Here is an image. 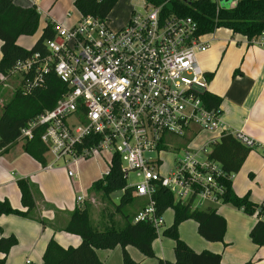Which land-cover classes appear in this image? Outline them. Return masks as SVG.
I'll list each match as a JSON object with an SVG mask.
<instances>
[{
	"label": "built area",
	"instance_id": "2783aa9c",
	"mask_svg": "<svg viewBox=\"0 0 264 264\" xmlns=\"http://www.w3.org/2000/svg\"><path fill=\"white\" fill-rule=\"evenodd\" d=\"M171 1L160 6L144 2L142 11L132 10L129 22L117 30L108 20L92 16L70 27L51 22L55 36L45 42V52L18 61L1 77L3 84L18 79L16 88L25 92L43 87L52 74L66 86L56 106L30 121L19 140L31 141L34 131L41 130L44 169L62 168L74 180L79 176L73 168L80 161L107 154L112 163L116 156L127 189L147 202L134 223L151 222L158 235L164 227L156 211L158 191L192 209L223 204L226 174L210 160L211 149L227 135L251 150L261 146L243 132L230 130L220 108L206 106L210 79L198 55L208 51L209 41L191 17L171 10ZM251 43L264 47V33ZM202 133L212 136L197 149L179 152L166 167L161 154L173 137L185 141ZM164 167L166 174L161 172ZM85 202L82 195L76 198L78 208Z\"/></svg>",
	"mask_w": 264,
	"mask_h": 264
},
{
	"label": "trees",
	"instance_id": "16d2710c",
	"mask_svg": "<svg viewBox=\"0 0 264 264\" xmlns=\"http://www.w3.org/2000/svg\"><path fill=\"white\" fill-rule=\"evenodd\" d=\"M120 0H75L74 6L81 17L92 16L100 20H108ZM147 4L160 6L168 0H145ZM171 10L182 17H191L198 24L200 35L214 34L224 28L239 35L249 42L264 33V0H238L234 8L219 9L211 0H197L185 3L182 0H173ZM40 15L35 7L22 8L14 0H0V77L5 78L13 66L21 60H26L34 53H44V44L55 36L51 23H47L42 35L30 50L18 44V40L25 36H34L39 28ZM3 81H0V93ZM66 92V86L55 76L47 77L41 88L25 92L16 88L9 102L0 116V150H4L17 142L21 131L28 123L45 111L53 109L58 100ZM206 106L209 109L219 108L221 99L214 95H204ZM41 130L34 131L31 141L24 142V151L41 164L46 162V147L40 139ZM251 149L244 147L232 136H223L211 149L209 158L218 163L226 174L223 184L225 193L222 203L242 210L248 216H255L258 221L250 232L251 242L258 248L264 247V202L255 204L250 201L249 194L238 197L232 189L229 176L240 172ZM109 173L92 185V189L100 193L103 198L111 201V195L122 191L119 204L113 205L115 214L123 219L117 223L104 211L102 218L107 219L100 227H96L90 216L87 205L76 208L70 216L64 232L80 237L78 247L62 248L52 237L45 248L42 264H103L98 250L122 249L123 264H139L132 259L128 248H134L146 258H156L153 243L158 239V233L151 222L134 223V218L144 209L146 203L138 207L139 198L132 196L131 189H127V182L121 170L119 159L115 156L109 168ZM21 193L22 207L14 209L7 200L0 201V217L14 215L29 218L36 210L33 196L34 187L26 179L17 181ZM157 214L163 215L167 209L174 212L173 224L163 227L162 235L175 242V262L159 260L160 264H222L221 256L203 252L195 253L186 244L178 233L182 222L192 220L198 225L199 235L208 242H223L226 235L227 223L224 217L218 214L215 207L203 210L192 209L190 204L176 202L173 196L161 190L155 196ZM112 202V201H111ZM113 219V220H112ZM45 227L46 222L40 220ZM14 235L0 237V264H5L11 249L16 246ZM245 264H253L249 261Z\"/></svg>",
	"mask_w": 264,
	"mask_h": 264
},
{
	"label": "crops",
	"instance_id": "0c3cea01",
	"mask_svg": "<svg viewBox=\"0 0 264 264\" xmlns=\"http://www.w3.org/2000/svg\"><path fill=\"white\" fill-rule=\"evenodd\" d=\"M40 1L14 0L19 7H35L37 9L40 21L42 18L45 21L42 29L51 22L70 27L81 18L74 6L75 0H62L64 4L62 9L59 0L54 5H47L46 8L39 7ZM71 7L73 10L75 9L76 13L69 12ZM131 12L132 10L126 23L121 27L129 22ZM229 33L230 39H220L215 34L206 36L210 46L208 51L200 56L201 66L210 79L208 94L221 99L219 108L225 125L232 131L243 132L261 145L251 150L240 172L232 178V189L238 197L249 194L251 202L261 204L264 202V47L252 44L242 36L232 35L230 31ZM235 36L238 37L237 40L234 39ZM22 38L24 37L18 40V44ZM211 136L207 133L200 146ZM43 165L24 151L23 141L18 140L8 148L0 150V201L8 200L13 208H21V193L17 181L26 179L34 187L33 196L36 210L31 217L36 218V213L47 221L46 226L41 227L38 223H34L37 221L14 215L0 217V237L15 235L21 242V245L12 248L6 264H33L31 262L33 257L36 258L37 264H42L45 248L52 237L65 249L76 248L81 243L80 237L64 232V228L67 226L71 214L77 208V204L75 201V206H71V209L68 206L62 207V189L60 188L62 184L58 175L59 172H62V168L45 170ZM77 180L79 181V177ZM85 200V205H87L89 198L85 197ZM142 200L139 199L138 207ZM143 201L147 204L145 200ZM43 203H47L50 209H44ZM214 207L217 212L221 208L231 207L224 209L223 214L218 212L219 215L227 219L225 239L228 236L230 241L184 242L197 254L208 252L220 255L222 264H245L249 261H253V264H264V247L258 248L250 240V232L258 219L255 216H250L247 219L242 210L235 209L231 205L220 204ZM232 208L233 210H231ZM105 211L109 216H113L112 218L116 221L118 214H115L114 210L106 208ZM98 212L100 218L95 221V218L92 217L94 211L90 209V216L96 227H100L108 221L101 219L104 209L98 210ZM231 213L236 215L231 217L233 221L239 222L238 216L244 220L242 224L245 228L241 236L233 234L230 237L229 235L228 217ZM195 224L197 225L196 222ZM156 241H158L159 250L156 249ZM156 241L153 243L155 256L167 262H175V242L166 241L164 243L161 234ZM118 248L120 247L113 250H98L97 255L100 261L103 264H123L122 249ZM135 250L129 247L128 253L133 260L137 261L139 258ZM144 264L157 263L156 261H148Z\"/></svg>",
	"mask_w": 264,
	"mask_h": 264
},
{
	"label": "rangeland",
	"instance_id": "374dc122",
	"mask_svg": "<svg viewBox=\"0 0 264 264\" xmlns=\"http://www.w3.org/2000/svg\"><path fill=\"white\" fill-rule=\"evenodd\" d=\"M56 1L57 0H41L39 2V7L46 8L47 5H49V6L54 5L56 3ZM59 2L61 3V9H62V5H64V4L62 3V0H59ZM144 2H146V1L145 0H120L118 2V4L116 5V7L114 8V10L112 11V13L108 17V20H109L108 22L110 23V24L108 23L109 27L111 29H117V28L121 27L122 25H124L128 19V15H129L130 11L131 10H136L138 12L142 11L141 8H142V5L144 4ZM214 2L217 3L219 6H221L220 0H214ZM69 12H72V14L76 13L75 9L73 10L72 7L70 8ZM42 19L39 23L38 31L34 36H25L24 38H22V40L19 41V45L21 47H23L26 50H30L33 47V45L37 42V40L40 38V36L42 35V32H43L42 27H43L44 22H45ZM214 34L216 37H218L220 39H230L229 31L227 29H224V28L217 30ZM234 39L237 40L238 37L235 36ZM0 47H1V44H0ZM200 56L201 55L199 54L198 60H199L200 66H201L202 60H201ZM0 57H1V51H0ZM201 68H202V66H201ZM1 80H2V78L0 77V81ZM18 85H19L18 79L10 78L7 82H5L3 84V86H1L0 116L2 114L4 105L10 101V99L14 93V90ZM206 136H207V133H202L196 139H194V137H193V138H191L189 140H185V141H184L185 138L173 137L172 141H174V142L172 143V145L171 146L167 145L165 148V151L161 154V157H162L163 161L165 162L166 167H169L171 164H173L174 159L179 156L178 153L182 152L185 148L190 147L191 149H197L198 147H200V143L205 139ZM208 152H209V148H208ZM110 165H111V155H107V154H98L94 158H89V159L80 161L78 167L73 168V170L77 171V173H78L79 181L78 180L76 181L74 179L69 178L67 175V172L62 169V172L58 173L59 181L62 184V185H60V188L62 189V207L68 206L69 209H71L70 208L71 206H75L76 198L79 195H82L86 198H89L87 206L89 207V210L93 209L94 214L92 217L95 218L94 219L95 221H97L100 218V214H99L98 210L104 209V211H105L106 208L109 210H114L113 205L119 204L120 197L123 195L122 191L115 192L114 194L111 195V201H112V203H111L109 200L103 198L100 193H98L92 189V185L95 182L99 181L102 178V175L104 173L109 171ZM166 167H164L161 170V172L163 174H166ZM133 182H134V178L130 177L128 183L131 184ZM42 207L44 209H50V207L47 205V203H43ZM230 208L229 207L221 208V209H219L218 212H219V214L220 213L223 214L224 209H230ZM233 208L231 210H233ZM18 209L23 210V211L25 210L23 207L18 208ZM240 214H243V213L240 212ZM243 215H244V217H247V219H249L248 217H250V216L245 215V214H243ZM4 216H10V215H4ZM35 216H37V217L36 218H34V217H29V218L21 217V218L37 221V222H34V221H32V222L38 223L39 225H41V227H44L41 224L40 219L45 221V222H47V221L44 218H42L39 214L35 213ZM162 216H163V219L165 221V227L166 226L169 227L173 224V210L172 209H167ZM235 216L236 215L231 213V215H229V217H228L230 237H232L233 234H237L238 236H241L243 231H244V228H245L244 224H242L244 222L242 217L238 216L239 222H237L236 220H234V221L232 220L231 217H235ZM18 217H20V216H18ZM101 219H102V216H101ZM225 220H227V219H225ZM122 221H123V219L121 218L120 215H118L116 222L122 223ZM162 231H161L162 241H164V243L166 241L173 243V241L171 239L166 238L162 235ZM178 233H179V237L183 241H205L199 235L197 225L193 221L182 222L179 225ZM6 237H8V236H6ZM14 237L17 240L16 246L21 245V242L17 238V236L14 235ZM223 241H230L229 237L227 236L226 239L224 237ZM118 249H120V248H118ZM156 249L157 250L160 249L158 241H156ZM133 253H134V251H133ZM135 253H136L137 257L139 258L137 260V262H139V264H144L148 261H156L157 264H160L159 260H163V259H160L158 257L146 258L137 250H135ZM31 262H33V264L38 263V262H36L35 257L31 258ZM112 262H114V259H112Z\"/></svg>",
	"mask_w": 264,
	"mask_h": 264
},
{
	"label": "water",
	"instance_id": "95a60500",
	"mask_svg": "<svg viewBox=\"0 0 264 264\" xmlns=\"http://www.w3.org/2000/svg\"><path fill=\"white\" fill-rule=\"evenodd\" d=\"M222 9H231L234 8L237 4V0H220Z\"/></svg>",
	"mask_w": 264,
	"mask_h": 264
}]
</instances>
